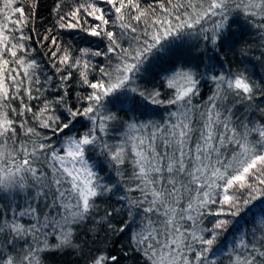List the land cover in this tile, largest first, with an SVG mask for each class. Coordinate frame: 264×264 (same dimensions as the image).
I'll list each match as a JSON object with an SVG mask.
<instances>
[{
    "label": "snow or ice",
    "instance_id": "snow-or-ice-1",
    "mask_svg": "<svg viewBox=\"0 0 264 264\" xmlns=\"http://www.w3.org/2000/svg\"><path fill=\"white\" fill-rule=\"evenodd\" d=\"M15 4L16 0H0V264H45L43 253L75 248L77 233L89 222L100 223L120 213L116 207L100 208L99 202L119 189L106 183L89 163L87 154L96 151L114 165H124L127 159L132 166L127 192L141 195L130 199L126 193L120 199L128 202L130 219H134L133 208L142 213V227L133 239L146 264H216L210 258L213 245L233 223L218 217L239 215L241 198L236 193L241 189L264 193V82L243 71L214 73L216 65L209 63L204 72L199 65L174 68L166 80L173 90L166 100L160 99L158 89L132 85L150 56L185 37L202 35L218 59L223 41L231 35L233 8L243 5L248 16H259L261 23L255 26L264 30V0H155L146 6L140 0H84L65 14L68 19L61 16L58 26L105 38L106 51L82 48L74 55L71 46L61 47L52 36L49 55L56 61L51 64L54 74L67 71L55 86L60 94L45 100L39 112L25 102V97L39 99L33 91L43 90V86L33 88L40 84V65L35 58H26L29 49L24 41L33 37L23 29L32 10L26 14L24 7ZM110 14L115 16L114 25L119 22V35L109 30ZM210 18H215L212 27H203ZM92 57H104L106 64L95 66ZM113 57L118 60L115 65ZM74 69L79 82L92 90L77 96L78 102H85L82 108L68 101ZM89 72H98L100 78L90 80ZM51 80L45 76L46 84ZM202 80L216 86L197 118L192 99L200 95ZM121 97L130 102L132 111L138 99L174 106L176 111L169 113L163 126L130 123L128 127L140 133L128 137L130 148L125 147L126 141L110 146L96 133L106 135L109 122L118 116L101 110L123 103ZM14 101H19L17 107ZM57 108L63 109L64 121L55 114ZM79 116L87 117L93 126L78 138L66 135L63 148L51 143L50 136L42 137L49 142L37 143L41 133L28 126L29 119L38 120L39 128L51 129L55 135L70 129ZM21 132L27 139L21 138ZM257 195L242 201L245 211ZM211 205L219 207L213 210ZM209 216L217 219L202 227ZM127 228L125 223L113 230ZM50 237L54 242H49ZM237 248L240 251L233 250L229 264H264V235L255 242L242 237ZM91 264H119V258L101 253L92 257Z\"/></svg>",
    "mask_w": 264,
    "mask_h": 264
},
{
    "label": "trees",
    "instance_id": "trees-1",
    "mask_svg": "<svg viewBox=\"0 0 264 264\" xmlns=\"http://www.w3.org/2000/svg\"><path fill=\"white\" fill-rule=\"evenodd\" d=\"M140 2L142 6H146L149 3H155V0H140ZM236 2L240 3L241 0H236ZM80 3H84V0H16L14 6L24 7L26 14L29 13V9L32 10L29 23L23 29L26 34L33 37L30 41H24L25 46L29 49L26 58L29 60L35 58L40 65V70L37 73L40 84L33 85V88L43 86V90L39 94L33 91V95H39V99L28 100L25 97V102L32 107L33 112H39L45 100L51 101L60 94L55 86L59 83L58 77L67 71L65 68L64 71L54 74L55 70L51 67V64L56 61L49 55L50 49L53 48L50 44L52 36L57 38L61 47L71 46L74 55H79V49L82 48L106 51L108 41L105 38L92 37L79 28L67 29L58 26L62 22L60 17L65 16V19H68L65 14L72 11ZM243 3H247V0H243ZM100 6L105 9L110 7L107 4H101ZM88 19L91 21V18ZM213 19L215 18H210L203 22V27L210 29ZM0 20H2V17H0ZM109 20V30L119 35L121 31L118 26L119 22L114 25L112 21L115 20V16L111 14L109 15ZM233 20L235 23L232 22ZM229 23L231 24V35L223 41L218 59L217 53L209 50L211 46L204 41L202 35L185 37L177 40L169 49L150 56L148 62L143 65L141 72L135 75L132 86L149 90L158 89L162 93L160 99L166 100L173 92L167 87L166 80L174 68L199 65V71L204 72L209 63L216 65L213 70L214 73L227 75L243 71L253 80L264 82V30L255 26L261 23L260 17L248 16L242 5L240 9H232ZM140 27L142 28L143 25ZM45 36H48L49 40H44L43 37ZM125 46H127L126 43ZM202 53L203 55H201ZM117 62V58L113 57L111 63L115 65ZM91 63L95 66H102L106 64V60L104 57H92ZM12 67H15V65H12ZM57 67L62 66L57 62ZM72 71L73 76L68 81L70 85L68 101L69 104L82 108L85 102L83 100L78 102L77 96H86L92 90L79 82L78 70L74 69ZM45 76L52 78L51 83H45ZM99 78L98 72H89L90 80ZM215 86V82L211 80L201 81L199 85L200 95L192 99L193 114L197 118L199 111L204 110L205 105L208 103V97L212 95ZM133 95L135 94L128 93V96ZM121 99L124 100L123 103L108 104L106 109L101 110L102 112H115L118 116V120L109 122L106 135L101 132L96 133V135L102 136L103 141L110 146H116L121 141H126L125 147L130 148L131 141L128 140V137L135 135V132L128 127L130 123L143 124L153 122L163 126L169 120V113L176 111L174 106L166 104L154 105L150 102L145 103L142 99H138V106L135 111H132L130 102L124 97H121ZM18 105L19 101L13 102V107ZM237 108L240 112H243V106L238 105ZM62 113V108H57L55 111L56 115H61ZM26 115L30 118L32 113H27ZM61 120L64 121V115H61ZM38 124V120H28V126L36 127L37 131L41 133V139L37 140V143L49 142L44 141L42 137L50 136L52 137L50 142L61 148L65 146L66 135L78 138L93 126L87 117L79 116L70 129L53 135L51 129H41ZM21 138L27 139L23 137L22 132ZM254 138L250 137V139ZM33 139L36 138L33 137ZM87 156L89 163L96 166L94 170L100 171L104 181L110 185H116V188L119 189L118 191L114 189L113 193H109L108 198L99 202L101 210L116 207L121 209V211L119 214L114 213L109 220L101 221L100 223L89 222L87 227L82 228L77 233L75 241L77 246L75 248L43 253L42 256L46 257L45 264H91L92 257L101 253L108 256H117L119 264H146L145 258L133 239L142 227L140 224L142 213H138L133 208L134 219H130L127 215L128 202L120 199L126 193L130 199H136L141 195L139 192H127V189L132 186V181L129 179L132 172L131 164L126 159L124 165H114L106 155L101 154L99 151L90 152ZM252 183L255 184V181L253 180ZM236 195L241 198L239 215L236 217H218L219 219L231 220L233 223L229 224L227 230L221 233L213 245V253H210V258L215 259L216 264H229L228 257L234 254L233 250L240 251L237 245L242 237L246 241L255 242L264 235V232L260 231L264 229V193L257 195L249 189H241ZM250 195H257V198L247 205L250 210L245 211L242 201ZM211 207L216 210L219 206L211 205ZM225 208L227 209V206ZM24 219L27 220V218ZM215 219L217 217H207L202 227H210L209 222ZM96 220L99 221L100 217L97 216ZM109 223L112 225L111 228L108 227ZM125 223L129 224V228L123 232L113 230L120 229ZM204 235L208 236V233H204ZM40 239L43 240L44 238L40 237ZM49 242H54L51 237ZM21 243L23 242L21 241Z\"/></svg>",
    "mask_w": 264,
    "mask_h": 264
},
{
    "label": "rangeland",
    "instance_id": "rangeland-1",
    "mask_svg": "<svg viewBox=\"0 0 264 264\" xmlns=\"http://www.w3.org/2000/svg\"><path fill=\"white\" fill-rule=\"evenodd\" d=\"M134 135V134H133ZM135 135H139V132H135ZM188 223H190V222H188Z\"/></svg>",
    "mask_w": 264,
    "mask_h": 264
}]
</instances>
